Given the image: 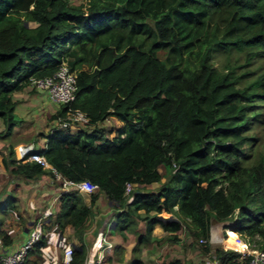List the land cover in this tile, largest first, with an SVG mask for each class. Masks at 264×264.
<instances>
[{
  "label": "trees",
  "instance_id": "16d2710c",
  "mask_svg": "<svg viewBox=\"0 0 264 264\" xmlns=\"http://www.w3.org/2000/svg\"><path fill=\"white\" fill-rule=\"evenodd\" d=\"M220 56L224 62L216 64ZM259 61L264 0H0L5 134L22 121L13 94L30 86L31 77L51 75L62 63L77 75L75 99L51 119L79 110L89 122L76 131L54 130L44 148L29 153L44 155L63 179L97 185L90 206L77 191L61 197L56 221L72 225L79 238L103 193L122 209L118 229L137 230L145 222L141 241L160 222L174 233L171 240L185 230L207 254L216 218L264 251V153L253 148L264 127ZM108 117L122 123L113 136L99 126ZM9 154L13 174L28 181L53 175L36 161L16 162L13 148ZM127 182L136 185L131 202ZM154 182L160 185L151 192ZM0 241L9 245L12 238L0 229ZM44 242L36 241L28 256ZM82 246L69 264H85ZM214 256L219 264L247 263L223 245ZM161 264L191 263L174 258Z\"/></svg>",
  "mask_w": 264,
  "mask_h": 264
},
{
  "label": "crops",
  "instance_id": "0c3cea01",
  "mask_svg": "<svg viewBox=\"0 0 264 264\" xmlns=\"http://www.w3.org/2000/svg\"><path fill=\"white\" fill-rule=\"evenodd\" d=\"M29 88L30 86L13 94L16 101L15 113L22 121L17 123L9 134L4 133L6 124L0 117V229L12 238L9 245L2 244L0 253L12 252L25 244L35 224L39 223L36 241L45 242L38 252L34 251L27 257L26 264H65L63 261L65 250L68 247L83 248L82 245L86 248L87 260L90 253L95 250L94 246H98L99 243L103 259L96 264H161L164 259L174 258L189 261L191 264H219L213 253L217 247L210 244V252L205 254L193 244V238L185 230L178 234L179 240L174 241L170 239L174 233L167 231L159 222L155 224L150 238L141 241L146 228L144 221H139L137 230H134V227L118 229L115 219L122 209H117V205L103 193L98 194L91 207L92 213L82 238H79L72 225L59 226L56 214L62 209V195L65 192L77 191L82 197L83 204L90 206L91 194L72 185L64 187L63 180L50 172L28 181L21 174H13L12 166L6 165L12 148L15 151L16 162L27 161L20 159L19 146L28 147L33 151L44 148L48 135L57 125V119L51 117L59 105L54 104L46 92L25 97ZM45 126L49 128L47 133L42 130ZM99 126L103 127L106 135L113 136L122 123L114 117H108L99 123ZM80 127L76 126L71 130L76 131ZM83 128L91 132L95 127L84 125ZM35 137V140H42L44 143L39 149L34 147ZM161 170L162 168H159V171ZM159 185L158 182L152 183L150 191L156 192ZM135 189L136 185L133 190ZM96 191L97 189L94 192ZM135 246H140V250L133 252Z\"/></svg>",
  "mask_w": 264,
  "mask_h": 264
},
{
  "label": "built area",
  "instance_id": "2783aa9c",
  "mask_svg": "<svg viewBox=\"0 0 264 264\" xmlns=\"http://www.w3.org/2000/svg\"><path fill=\"white\" fill-rule=\"evenodd\" d=\"M30 85L34 86L40 91H46L50 100L57 105H62L71 102L75 99L76 90H77V75L66 63H62L56 71L47 76L43 77H31ZM89 122V118L86 113L79 110H70L65 117L57 119V129H69L76 126H80ZM25 146L18 147V155L20 159L27 161H36L40 163L43 168L51 169L53 174L58 178L63 180V186L72 185L78 188L79 190L85 191L86 193L91 194L97 189V185L93 184L89 180H82L80 182H73L71 180L63 179L61 174L54 169V167L48 162L44 155L32 152ZM28 154V155H27ZM27 155V156H26ZM134 184L127 182L125 187V194L128 196L127 201L131 202L133 200V191ZM170 214L167 212L162 213V217H168ZM39 223L35 224V227L30 234L28 240L25 244L20 246L18 249L12 252H3L0 253V264H22L27 256L29 250L33 247V244L36 242L39 234ZM224 232H228L224 236ZM224 232L217 237L213 230H210L209 241L211 243L221 242L222 245L230 250L238 251L241 255V258L246 259V264H264V251L259 250L254 244H247L242 237L239 235L229 233V229L224 228ZM200 242H205V238H199ZM2 243L0 241V248ZM101 243L98 246H94V252L90 253L85 264H96L100 263L103 259V254L100 252ZM74 248L68 247L63 255V261L65 264H69L72 260ZM97 251V252H96Z\"/></svg>",
  "mask_w": 264,
  "mask_h": 264
},
{
  "label": "rangeland",
  "instance_id": "374dc122",
  "mask_svg": "<svg viewBox=\"0 0 264 264\" xmlns=\"http://www.w3.org/2000/svg\"><path fill=\"white\" fill-rule=\"evenodd\" d=\"M72 2H84L85 0H71ZM224 62V56H220L219 58H218V61L216 62V64H219V63H223ZM241 62H243V60H241ZM261 63H263L264 64V61L262 62V61H259V62H257V65H260ZM256 67V65H254V67H251L252 69L253 68H255ZM243 69V68H242ZM240 71H241V69H240ZM34 86H32V85H30V88L28 89V92L25 94V97H31V96H35V95H38L39 94V92H46V91H40V90H37V89H34L33 88ZM40 95L42 96L43 95V93H40ZM46 119L44 118V122H46L45 121ZM48 122H50V121H48ZM48 127L47 126H45V127H43V129L42 130H45L46 131V133H47V131H48ZM258 140L255 142L256 143V145L253 147L254 148V150L255 151H259V153L261 152V153H264V127L263 126H259V129H258ZM36 139V137L33 139V141L35 142V145H34V147H35V149H39L40 147H42L43 145H44V143H43V141L42 140H35ZM218 227V226H217ZM216 228V226L214 227V228H212V230H213V232H214V229ZM225 228V227H224ZM224 228L221 226L220 227V234H222L223 232H224ZM214 234L216 235L217 233H215L214 232ZM218 237V236H217ZM210 242V241H209ZM210 244H212L214 247H219V246H222V243L221 242H214V243H211L210 242ZM213 253H214V251H213ZM212 254V253H211Z\"/></svg>",
  "mask_w": 264,
  "mask_h": 264
},
{
  "label": "water",
  "instance_id": "95a60500",
  "mask_svg": "<svg viewBox=\"0 0 264 264\" xmlns=\"http://www.w3.org/2000/svg\"><path fill=\"white\" fill-rule=\"evenodd\" d=\"M229 223H230V221H219V220H217L216 218H212V219H211L210 229L212 230V228H214V227L217 226V225H220V226H222V227L224 228L225 225H227V224H229ZM76 249H78V250H82L81 247H76Z\"/></svg>",
  "mask_w": 264,
  "mask_h": 264
},
{
  "label": "bare ground",
  "instance_id": "6f19581e",
  "mask_svg": "<svg viewBox=\"0 0 264 264\" xmlns=\"http://www.w3.org/2000/svg\"><path fill=\"white\" fill-rule=\"evenodd\" d=\"M217 226H218V227H217ZM217 226H216V228L214 229V232L217 233L216 236L219 237V236H220V227H221V226H220V225H217ZM231 236H232V235H231ZM93 252H94V251H93ZM93 252H92V253H93Z\"/></svg>",
  "mask_w": 264,
  "mask_h": 264
},
{
  "label": "clouds",
  "instance_id": "9594fccd",
  "mask_svg": "<svg viewBox=\"0 0 264 264\" xmlns=\"http://www.w3.org/2000/svg\"><path fill=\"white\" fill-rule=\"evenodd\" d=\"M171 216V215H170ZM170 216H168V217H170ZM165 218V217H164ZM167 218V217H166ZM226 226V225H225ZM211 230V229H210Z\"/></svg>",
  "mask_w": 264,
  "mask_h": 264
}]
</instances>
